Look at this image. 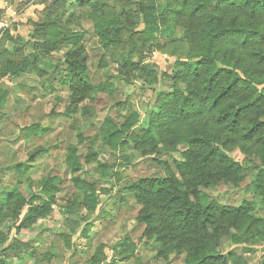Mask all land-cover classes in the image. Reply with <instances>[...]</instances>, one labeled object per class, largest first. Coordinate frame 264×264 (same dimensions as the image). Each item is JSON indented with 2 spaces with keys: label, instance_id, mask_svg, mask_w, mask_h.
I'll return each mask as SVG.
<instances>
[{
  "label": "clouds",
  "instance_id": "9594fccd",
  "mask_svg": "<svg viewBox=\"0 0 264 264\" xmlns=\"http://www.w3.org/2000/svg\"><path fill=\"white\" fill-rule=\"evenodd\" d=\"M140 3L0 0V264H134L129 245L143 227L142 208L126 210L122 198L134 190L137 176H167L165 161L175 171L191 144L177 130L215 115L207 101L203 111L181 109L156 126L167 110L165 98L177 94L173 85L184 90L191 83L173 80L177 62L199 58L185 54L178 30L149 31ZM32 128L44 135L29 137ZM135 133L152 139L134 142ZM252 179L246 174L222 182L213 195L233 196L240 215L264 220V197L243 207L245 200L252 205ZM9 194L12 202L3 206ZM36 206L48 217H31ZM249 222L239 231L221 230L205 264L215 253L227 258L229 252L238 264H264V235L253 229L245 236ZM243 248L252 251H237ZM178 255L176 264L192 258L189 250H173L167 262L155 264H171Z\"/></svg>",
  "mask_w": 264,
  "mask_h": 264
},
{
  "label": "trees",
  "instance_id": "16d2710c",
  "mask_svg": "<svg viewBox=\"0 0 264 264\" xmlns=\"http://www.w3.org/2000/svg\"><path fill=\"white\" fill-rule=\"evenodd\" d=\"M170 1L180 5L185 17L184 36L191 46L190 57L199 59L195 63L179 62L176 78L191 83L184 90L175 86L176 96L165 98L167 110L155 124L160 126L165 117L170 119L181 109L203 111L207 101H212L207 110L215 115L211 122L192 121L177 130L182 142L191 141L184 153L186 161L176 163V170L170 171L168 177L142 180L135 189L137 197L150 205L139 216L142 222L149 221L147 228H153L155 222H164L174 239L190 251L192 258L186 259L185 264H205L209 259L206 250L212 246L214 251L221 230L227 233L235 227L239 231L247 220L250 222L245 236L253 229L256 235H264V220L242 216L235 206L211 199L203 191L225 177L235 180L244 177L245 168L228 154L237 145L243 153L264 162V0ZM139 8L151 31L158 25L159 7L153 1L141 0ZM221 130L229 134L221 136ZM132 139L151 141L152 137L135 133ZM252 189L257 200L264 197V167L256 173ZM92 191L90 199L94 206L96 198ZM255 197L252 205L245 200L243 207L254 206ZM36 199L32 195L33 203ZM11 202L9 194L2 203L7 206ZM16 202L24 203L18 192ZM41 215L48 217L43 206L30 210L33 218ZM84 231L87 234L89 229ZM239 239L233 236L234 241ZM228 258L238 264L239 258L233 252L227 258L215 253L210 259L211 264H228Z\"/></svg>",
  "mask_w": 264,
  "mask_h": 264
},
{
  "label": "rangeland",
  "instance_id": "374dc122",
  "mask_svg": "<svg viewBox=\"0 0 264 264\" xmlns=\"http://www.w3.org/2000/svg\"><path fill=\"white\" fill-rule=\"evenodd\" d=\"M155 2L156 5L159 7V13L157 15L158 17V27L163 28L168 31H179L182 33L178 39H180L183 42V47L185 54L191 55V46L188 44L185 36H184V15L180 12L181 8L180 5L170 0H145L146 3ZM179 62H177L175 66V76L173 77V80L178 81L177 73L180 69L178 66ZM167 75V73H165ZM176 84L173 85L175 87ZM29 137H42L44 135V130L42 128H32L29 129L27 132ZM229 153H232L230 156L237 162H239L244 168V176L246 174H251L252 184L247 186L248 190L252 192L253 198L255 197L254 191L252 189L253 181L255 179L256 173L260 170L261 167H264V162L259 157H250L247 154L243 153L241 150L240 152H235L234 150H231ZM173 163H176L173 161ZM165 169L167 170V176L159 175L156 176L153 175H147L145 176H137L136 177V183L132 185V188L134 189L130 195L123 197V207L127 210L130 208H138L141 209L139 211L140 213H146L148 211V208L150 205L144 204L138 197H137V191L136 187L137 185H140V182L146 179H160V178H166L169 175L170 171H173L168 165L167 162H164ZM244 178V177H243ZM236 181L233 177H225L224 180L219 181L214 187L204 189L203 191L209 195L211 199H216L219 202L222 200L224 201L223 204L235 206L236 200L233 196H214L213 192L220 191L223 187V184H226L228 181ZM223 182V184H222ZM29 195L32 196L34 193L31 192L29 189ZM238 195V193H237ZM86 198V197H85ZM87 199V198H86ZM256 199V197H255ZM257 200V199H256ZM151 209V208H150ZM61 214L64 213V210L61 209ZM54 219V218H53ZM108 219H114L113 217H102V220H108ZM75 223V221H73ZM138 223L142 225V229L139 231V233L136 236L137 243L134 245H129L133 249V256L131 257L134 260V264H155L156 261L163 259V261H168V256L171 251L173 250H185V246L181 244L178 240L174 239V237L170 233V229L167 227V225L162 222H155V226L149 230L147 228V225H149V221L142 222L139 218ZM125 225L121 224L119 231H124ZM119 231L116 232L114 235H119ZM74 234V229H73ZM66 241L69 242L68 238L66 237ZM142 245V247H141ZM139 247V252H136V248ZM126 250V249H125ZM238 252H244L243 249L237 250ZM155 252L156 255L152 256L151 253ZM129 257H125V259H128ZM181 257L178 255L175 258V261L171 262V264H176V261H180ZM185 264V261L183 262Z\"/></svg>",
  "mask_w": 264,
  "mask_h": 264
}]
</instances>
